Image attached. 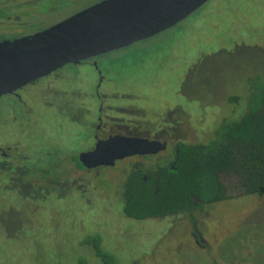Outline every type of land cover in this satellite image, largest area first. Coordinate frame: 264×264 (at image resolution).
<instances>
[{
	"label": "rangeland",
	"instance_id": "rangeland-1",
	"mask_svg": "<svg viewBox=\"0 0 264 264\" xmlns=\"http://www.w3.org/2000/svg\"><path fill=\"white\" fill-rule=\"evenodd\" d=\"M47 1L57 11L75 3ZM96 60L110 78L107 87L130 95L131 101L119 103L132 102L152 115L166 109L174 136L207 141L223 116L238 119L246 110L249 82L260 90L264 85V0H207L175 26ZM77 69L64 65L58 77L39 79L25 105L0 98V139L24 138L39 162L48 159L45 149L53 158L77 157L91 133L68 111L79 97L64 89L96 75L89 64ZM11 107L16 111L9 114ZM17 111L24 115L14 119ZM113 175L112 186L99 177L97 189L87 191L91 204L67 191L16 202L17 210L0 216V264H104L89 241L93 235L120 264H264V195L233 187L232 197L206 204L192 220L189 213L126 218L118 201L121 180Z\"/></svg>",
	"mask_w": 264,
	"mask_h": 264
},
{
	"label": "flooded vegetation",
	"instance_id": "flooded-vegetation-1",
	"mask_svg": "<svg viewBox=\"0 0 264 264\" xmlns=\"http://www.w3.org/2000/svg\"><path fill=\"white\" fill-rule=\"evenodd\" d=\"M98 1L71 0V3L75 2L73 7L68 5L63 8L64 10L57 11V5L47 0H0V40L30 35ZM101 54L83 59L79 63L66 64L76 71L80 64H89L94 67L96 72L94 81L85 79L71 88L64 89V91H71L72 94L79 97V104H76L77 98L71 101L68 111L72 112L73 119L81 118L82 124L86 125L84 127L91 133L90 141H86V146L79 149L77 157L68 160L55 155L53 158L52 152L45 149L43 154H48V159L45 157L47 160L39 162L34 154L29 152L30 149L25 144L24 138L7 136L0 139V202H8L7 206L0 205V216L17 210L19 206L15 204L16 202L25 200L40 202L42 197L48 198V195H51L53 191L75 192L91 204L90 195H85L87 191L97 189L99 177H103L106 184L109 183L112 186L114 178L110 179V174L114 173L113 176L119 177L121 180L119 184L121 194L118 197L122 206L120 212L126 218H133L127 216L123 211L125 198L122 192L124 187L129 185L130 176L137 172L143 181L152 175L157 178L162 169L167 166H175L178 155L177 144L179 142L190 143L173 135L175 127L172 126L173 124L170 125L165 116L166 109L160 114L152 115L145 108L132 102L119 103L118 101L122 99L131 101L127 97L130 95L119 92L115 86L114 88L107 87V83H111L110 78L102 73L98 63L97 65L94 63L97 62L96 59ZM60 68L30 81L12 92L4 93L0 95V98H9L25 105V98L32 86H37L39 79L43 77L51 80L55 76L58 77ZM47 87L50 90L54 89L52 82H48ZM83 96H87V99L82 98ZM55 104L57 107L59 106L56 102ZM24 107L27 108V106H20V108ZM12 111H16V109L11 107L9 114ZM19 113L24 115L22 111ZM19 113L18 111L14 113V119L21 116ZM85 133L86 131H82L81 135L84 136ZM112 135L154 140L158 143L159 149L150 152H128L129 154L117 158L112 164L101 161L114 155L118 146L106 152L101 148L95 157L86 156L85 161L80 159L79 155L82 152L95 150L100 140ZM195 202L197 203L198 200L196 199ZM206 204L204 203L203 207ZM201 209L200 206H197L190 212V219H194V212L196 210L201 212ZM184 213L180 212L179 214ZM192 231L196 243L199 242L201 246H205L203 236L196 230Z\"/></svg>",
	"mask_w": 264,
	"mask_h": 264
},
{
	"label": "water",
	"instance_id": "water-1",
	"mask_svg": "<svg viewBox=\"0 0 264 264\" xmlns=\"http://www.w3.org/2000/svg\"><path fill=\"white\" fill-rule=\"evenodd\" d=\"M206 1L99 0L35 33L0 40V95L68 63H79L175 26ZM116 147V153L101 162L112 164L128 152L159 149L154 140L112 135L79 156L85 161L101 148L106 152Z\"/></svg>",
	"mask_w": 264,
	"mask_h": 264
},
{
	"label": "trees",
	"instance_id": "trees-1",
	"mask_svg": "<svg viewBox=\"0 0 264 264\" xmlns=\"http://www.w3.org/2000/svg\"><path fill=\"white\" fill-rule=\"evenodd\" d=\"M249 84L246 110L238 119L223 116L207 141L179 142L175 166L165 167L157 178L152 175L143 181L137 172L130 176L122 192L127 216L190 213L204 203L232 197L233 187L264 195V85L260 90ZM256 97L258 103L249 107ZM90 240L104 264H120L102 248L99 235Z\"/></svg>",
	"mask_w": 264,
	"mask_h": 264
}]
</instances>
